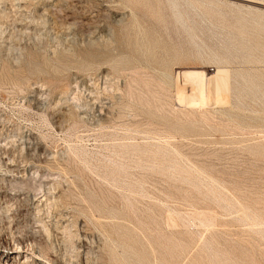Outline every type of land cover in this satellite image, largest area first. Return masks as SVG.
<instances>
[{
	"label": "rangeland",
	"instance_id": "rangeland-1",
	"mask_svg": "<svg viewBox=\"0 0 264 264\" xmlns=\"http://www.w3.org/2000/svg\"><path fill=\"white\" fill-rule=\"evenodd\" d=\"M0 264H264V0H0Z\"/></svg>",
	"mask_w": 264,
	"mask_h": 264
},
{
	"label": "bare ground",
	"instance_id": "bare-ground-1",
	"mask_svg": "<svg viewBox=\"0 0 264 264\" xmlns=\"http://www.w3.org/2000/svg\"><path fill=\"white\" fill-rule=\"evenodd\" d=\"M173 2V1H172ZM175 8V6H174ZM174 10V9H173ZM177 12V6H176V10ZM178 13V12H177ZM176 14V13H175ZM180 20V19H179ZM226 67H218L217 71L214 73L213 76L211 77H206L207 81L205 82V87L208 86V92L206 93V90L203 89V93L201 94V97L200 98H196L194 96V92L192 91V89L190 91H187L186 89H182L180 88L179 91L183 94H186L187 95V98H188V104L194 106V107H201L203 105L206 104L207 100H208V96H209V93H210V90H213V92L211 93L212 98L214 97L216 103L220 104L221 101H220V98L222 95H226L227 94V76H228V72L226 71ZM185 71V70H184ZM182 75V74H181ZM180 75V76H181ZM187 75H195V74H192L191 71H185L183 72V76L186 77ZM230 77V76H229ZM190 80V79H189ZM179 84V83H178ZM185 84V83H184ZM183 85V84H182ZM229 85V84H228ZM178 86V85H177ZM184 86H188V85H184ZM230 90V89H229ZM180 94V93H178ZM181 97V96H179ZM227 97V96H226ZM226 100V99H225ZM228 101V100H227ZM224 102V101H223ZM226 102V101H225ZM207 105V104H206ZM15 251V249H14ZM20 252V251H19ZM22 254V253H21ZM23 254H24V251H23ZM27 254V253H26ZM28 255V254H27ZM27 259V258H26ZM29 259V258H28ZM27 261V260H25Z\"/></svg>",
	"mask_w": 264,
	"mask_h": 264
}]
</instances>
